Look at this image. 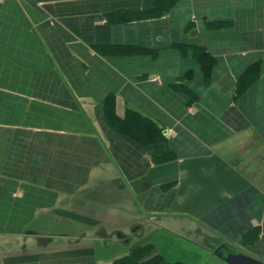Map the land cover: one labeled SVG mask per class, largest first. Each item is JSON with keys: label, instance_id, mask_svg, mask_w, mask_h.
<instances>
[{"label": "crops", "instance_id": "1", "mask_svg": "<svg viewBox=\"0 0 264 264\" xmlns=\"http://www.w3.org/2000/svg\"><path fill=\"white\" fill-rule=\"evenodd\" d=\"M166 3L0 0L1 264L264 258V0Z\"/></svg>", "mask_w": 264, "mask_h": 264}, {"label": "trees", "instance_id": "2", "mask_svg": "<svg viewBox=\"0 0 264 264\" xmlns=\"http://www.w3.org/2000/svg\"><path fill=\"white\" fill-rule=\"evenodd\" d=\"M166 1L167 3L164 10H170L174 6L176 0ZM111 101L114 100H108V102ZM111 107L113 108L112 102ZM114 264H169V262L164 259L160 252L156 253V245H154V243L147 241L146 243L134 247L127 256L116 260Z\"/></svg>", "mask_w": 264, "mask_h": 264}, {"label": "water", "instance_id": "3", "mask_svg": "<svg viewBox=\"0 0 264 264\" xmlns=\"http://www.w3.org/2000/svg\"><path fill=\"white\" fill-rule=\"evenodd\" d=\"M241 248V247H240ZM228 264H264V258L259 257L247 249H240V252H229L223 256Z\"/></svg>", "mask_w": 264, "mask_h": 264}, {"label": "rangeland", "instance_id": "4", "mask_svg": "<svg viewBox=\"0 0 264 264\" xmlns=\"http://www.w3.org/2000/svg\"><path fill=\"white\" fill-rule=\"evenodd\" d=\"M184 245H186V244H184ZM181 247H183V246H181ZM219 247H220L219 250L221 251V256H226V255H228L229 252H240L239 246L237 247V246L221 245V246H218L217 249ZM232 247H235V249H232ZM172 260H176V259H172ZM200 264H224V263L221 262L220 260L213 261V260L206 259V260L203 261V259H202V261H200Z\"/></svg>", "mask_w": 264, "mask_h": 264}]
</instances>
